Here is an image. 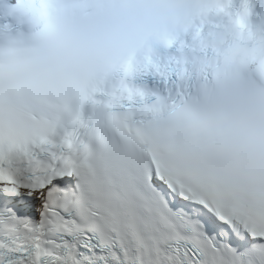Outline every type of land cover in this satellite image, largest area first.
I'll return each mask as SVG.
<instances>
[{"label":"snow or ice","instance_id":"1","mask_svg":"<svg viewBox=\"0 0 264 264\" xmlns=\"http://www.w3.org/2000/svg\"><path fill=\"white\" fill-rule=\"evenodd\" d=\"M241 10L244 28L250 0ZM138 11L153 8L0 0V264H264V91L190 103L194 77L164 57L101 82L96 66ZM87 101L139 155L88 145ZM165 103L179 129L161 126Z\"/></svg>","mask_w":264,"mask_h":264},{"label":"clouds","instance_id":"2","mask_svg":"<svg viewBox=\"0 0 264 264\" xmlns=\"http://www.w3.org/2000/svg\"><path fill=\"white\" fill-rule=\"evenodd\" d=\"M207 0H139L153 11H138L124 18L118 29V42L110 59L99 63L94 74L101 82L121 78L119 65L139 64L147 58H173L187 65L193 94L189 102H242L264 91V27L253 26L249 17L245 27L236 23V13L222 15L202 10ZM27 28V25H24ZM175 46L174 51H170ZM89 124L87 143L110 155L140 154L139 147L115 128L110 110L93 104L85 118ZM159 121L165 129H179L167 103Z\"/></svg>","mask_w":264,"mask_h":264}]
</instances>
